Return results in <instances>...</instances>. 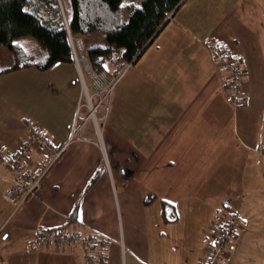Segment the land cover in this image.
Returning <instances> with one entry per match:
<instances>
[{
  "label": "crops",
  "instance_id": "1",
  "mask_svg": "<svg viewBox=\"0 0 264 264\" xmlns=\"http://www.w3.org/2000/svg\"><path fill=\"white\" fill-rule=\"evenodd\" d=\"M215 41L244 64L241 105L229 98ZM78 70L75 59L0 76V142L22 141L34 126L68 142L23 200L8 195L14 172L0 159V264H82L80 247L32 243L57 226L106 235L104 264H200L226 209L242 221L222 264H264V0H185L106 89L86 73L92 98L106 96L96 116ZM41 159L33 149L28 169Z\"/></svg>",
  "mask_w": 264,
  "mask_h": 264
},
{
  "label": "trees",
  "instance_id": "2",
  "mask_svg": "<svg viewBox=\"0 0 264 264\" xmlns=\"http://www.w3.org/2000/svg\"><path fill=\"white\" fill-rule=\"evenodd\" d=\"M184 2L142 0L138 4L126 5L129 12L124 18L122 0H0V43L11 48L15 59L12 65L0 68V76L29 66L44 70L57 62H74L71 35L84 38L101 33L106 37L103 44H85V54L91 65L86 72L93 79L95 89H106L128 64L143 54L163 26L172 19L168 18V14L173 11L174 17ZM24 35H31L42 42L47 50L46 57L37 58L33 50L15 41V38ZM223 48L228 50L224 45ZM118 52L117 64L108 68L107 62ZM101 174L100 169L91 179L89 187ZM79 204L75 205L70 221L78 219ZM162 206L174 205L162 200ZM233 211L226 209L219 218L221 214ZM55 228L63 226L50 229ZM209 240L210 235L206 248Z\"/></svg>",
  "mask_w": 264,
  "mask_h": 264
},
{
  "label": "built area",
  "instance_id": "3",
  "mask_svg": "<svg viewBox=\"0 0 264 264\" xmlns=\"http://www.w3.org/2000/svg\"><path fill=\"white\" fill-rule=\"evenodd\" d=\"M172 15L173 11L168 14V18H173ZM76 44V48L81 52L80 55L84 60V67L90 70V63L86 54H83L79 38L76 40ZM209 48L219 68L227 72L226 87L229 98L237 106L245 103L247 90L243 62L233 52L224 49L221 42H212L209 44ZM119 57L120 52L115 54L110 62L116 65ZM98 106L100 105L98 104ZM98 106H91V115L96 113ZM75 133L73 132L72 137ZM67 145L68 142L56 143L52 141L39 126L30 129L28 138L11 146L0 142V159L14 172V185L8 190V195L23 200L28 195L34 194L40 188L42 178L47 170L61 156ZM35 148L41 154L42 161L37 169L30 170L28 166L33 162L32 151ZM240 225L241 218L237 212L221 214L217 222V231L210 234V243L200 264H221L223 259L228 258L230 256L228 242L233 231ZM32 243L39 247L52 244L80 247L84 253L82 264H104L110 239L95 229L83 232L73 228H55L40 229Z\"/></svg>",
  "mask_w": 264,
  "mask_h": 264
},
{
  "label": "rangeland",
  "instance_id": "4",
  "mask_svg": "<svg viewBox=\"0 0 264 264\" xmlns=\"http://www.w3.org/2000/svg\"><path fill=\"white\" fill-rule=\"evenodd\" d=\"M133 1H136V0H122V4L124 6H126L128 4H131V2H133ZM141 1L142 0H137V3H140ZM123 7H122V9L124 10ZM78 38L81 41V47L83 49V54H85V44H89V45H91V44H103L106 41V39H105L106 37H105V35H103L101 33H95V34H92V35H89V36H85L84 38L83 37H79V36L78 37H74V36L71 35V42H72V46H73V50H74V56H75V59H76V63L78 65V67L80 65H82L81 69L79 67L78 74H77V79H78L79 83H81V84H82V82L84 83V89L82 91V95H83V99L82 100L84 101V104H88V107L90 108V112H91V106L92 105L93 106H98V104L99 105L102 104L106 100V96L103 97V95L101 94V98H100V93L94 92L100 98L99 101H96L95 99H93L94 98L93 97L94 96L93 95V90L89 87L88 84L86 85V73H87L86 71H87V68L84 67L85 63H84V60L82 59V57L80 55L81 52L76 48L77 47L76 40ZM15 41L20 42L26 48L33 50L37 54V58L43 59L44 57H46V54H47L46 47L37 38H35V37L31 36V35H24V36L15 38ZM78 61H80V65H79ZM14 62H15V59H14V55H13V52H12L11 48L8 45H4V44L0 43V68L6 67V66H10ZM110 63H112V62H110ZM130 64H128V65H130ZM112 66H115V64L112 63ZM0 85H2V83H0ZM82 87H83V84H82ZM87 93H88V96H87ZM88 97H90V100H88L89 103H87ZM90 103H91V106H90ZM80 108H82V107H80ZM97 109H99V106H98ZM97 112L98 111H96V113ZM96 113L92 114L91 116H96ZM74 132H76V130H74Z\"/></svg>",
  "mask_w": 264,
  "mask_h": 264
},
{
  "label": "bare ground",
  "instance_id": "5",
  "mask_svg": "<svg viewBox=\"0 0 264 264\" xmlns=\"http://www.w3.org/2000/svg\"><path fill=\"white\" fill-rule=\"evenodd\" d=\"M78 62H79V65H80V61H78ZM79 67H80V69H81V68H82V65H80Z\"/></svg>",
  "mask_w": 264,
  "mask_h": 264
}]
</instances>
